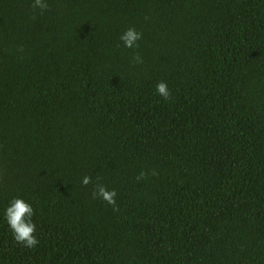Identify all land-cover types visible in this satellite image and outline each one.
Segmentation results:
<instances>
[{
    "label": "trees",
    "instance_id": "16d2710c",
    "mask_svg": "<svg viewBox=\"0 0 264 264\" xmlns=\"http://www.w3.org/2000/svg\"><path fill=\"white\" fill-rule=\"evenodd\" d=\"M33 2L0 0V264H264V0Z\"/></svg>",
    "mask_w": 264,
    "mask_h": 264
},
{
    "label": "clouds",
    "instance_id": "9594fccd",
    "mask_svg": "<svg viewBox=\"0 0 264 264\" xmlns=\"http://www.w3.org/2000/svg\"><path fill=\"white\" fill-rule=\"evenodd\" d=\"M35 10L40 9L41 14L49 9V4L46 0H34L31 5ZM143 38V33L138 32L134 27L127 29L121 36L120 40L123 41L124 46L132 49L134 47H139L138 41ZM135 63H142L141 57L137 54L133 57ZM156 92L165 99L170 98V90L165 81H160L156 85ZM155 176L158 175V172L153 169L150 173ZM149 175L146 171H141L137 175V181L146 179ZM99 179V177L97 178ZM6 180V169L0 168V184H3ZM92 183L91 176H85L82 180V184L87 186ZM93 198H100L112 205L115 210H118L117 207V192L109 190L105 185L97 183L93 189ZM34 209L30 203H27L21 198H14L10 201L9 206L5 210V219L12 230L15 241L18 244H21L27 248H33L38 245L39 240L35 235L37 225L33 221Z\"/></svg>",
    "mask_w": 264,
    "mask_h": 264
}]
</instances>
